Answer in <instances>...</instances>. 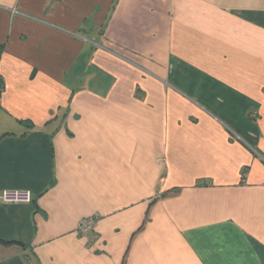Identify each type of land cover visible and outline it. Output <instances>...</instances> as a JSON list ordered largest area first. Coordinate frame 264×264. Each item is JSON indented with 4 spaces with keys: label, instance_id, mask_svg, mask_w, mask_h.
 <instances>
[{
    "label": "crops",
    "instance_id": "1",
    "mask_svg": "<svg viewBox=\"0 0 264 264\" xmlns=\"http://www.w3.org/2000/svg\"><path fill=\"white\" fill-rule=\"evenodd\" d=\"M15 191L0 264H264V0H0Z\"/></svg>",
    "mask_w": 264,
    "mask_h": 264
},
{
    "label": "built area",
    "instance_id": "2",
    "mask_svg": "<svg viewBox=\"0 0 264 264\" xmlns=\"http://www.w3.org/2000/svg\"><path fill=\"white\" fill-rule=\"evenodd\" d=\"M0 200L6 203L31 202L32 197L30 193L15 191L3 193V195H1L0 197ZM95 223L96 217L83 219L78 226L79 233L85 236H90L92 234Z\"/></svg>",
    "mask_w": 264,
    "mask_h": 264
}]
</instances>
